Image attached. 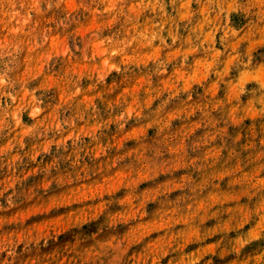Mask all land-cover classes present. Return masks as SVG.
Here are the masks:
<instances>
[{
	"label": "rangeland",
	"instance_id": "rangeland-1",
	"mask_svg": "<svg viewBox=\"0 0 264 264\" xmlns=\"http://www.w3.org/2000/svg\"><path fill=\"white\" fill-rule=\"evenodd\" d=\"M0 264H264V0H0Z\"/></svg>",
	"mask_w": 264,
	"mask_h": 264
}]
</instances>
